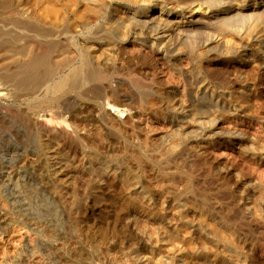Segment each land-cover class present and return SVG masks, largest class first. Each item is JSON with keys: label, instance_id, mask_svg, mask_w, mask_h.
<instances>
[{"label": "rangeland", "instance_id": "1", "mask_svg": "<svg viewBox=\"0 0 264 264\" xmlns=\"http://www.w3.org/2000/svg\"><path fill=\"white\" fill-rule=\"evenodd\" d=\"M54 1L55 3L52 1V4H54L55 7H59V10H63L62 8H64V11H70V17L72 15L73 18L76 15L74 16L71 12L78 16L81 15V13H76V11L73 10L75 8L74 6L78 5L76 7L77 10L88 9L83 8L87 5L86 0H80L82 3L78 2L79 0H66L67 5L65 4V0V2H63V0H61L62 2L60 0ZM68 1L70 3L72 2L73 5L76 1L79 4H77V2V5L73 6L71 4V9V5H69ZM83 1H85L84 4ZM87 1V7L90 4L92 6L91 2H93V0ZM105 1L107 4L103 6V12H101L99 7L97 9V11L99 10L100 12L96 15L97 18L95 16L97 13H92L94 15L90 13L91 15L89 14V17L88 15L85 17L87 20L93 19L94 16L95 19H98L97 21H94V19L93 21L88 20L91 23L84 18H81V20L79 16L80 22L83 23L82 25L80 24L78 26V20L75 21L71 17L70 19L72 21L69 19L70 23H67L66 26H57L59 29L55 27L56 29H52V32L48 30L49 28H41L48 30V32L45 30L46 33L45 31L43 32V30V33H41V29L33 32L25 28H12V31L14 30L15 32L11 31V35L9 33L11 28L10 30L3 29L4 33H1L3 31L2 28H0V34H3L2 39L11 40L13 36V39L19 38L21 41V43L20 41L19 44L17 43L18 45L14 44L16 40L7 45L3 43L0 45L1 49H7L6 51L0 50V53L2 52V54L6 56V59L4 57V61H8H6L7 64L3 63L2 66H0L3 69L1 70L0 68V264H221L219 255L223 252V245L220 240L217 241L215 238H211V236L207 235L202 229L197 228L195 222L199 219H202L204 222L206 220L207 224L211 223V227H217L216 229L218 230L222 229L221 231L226 232L228 235L234 234V237L237 239L242 238L244 241L246 240L247 244L244 250L245 264H264V157L257 155L253 157L249 153H241L237 148L238 146L235 139H233L231 135V132H237L238 130V133L243 132L248 138H254L255 140L252 139L254 142L257 140L256 143L258 145L260 144L259 142L264 144V60H257L258 62L252 60L251 62V60L249 61L248 59H242L243 61H240L238 58L236 59L238 55L250 53L252 50L254 52L255 47L264 49V4H260L255 8L246 5L244 9L240 10L230 8L229 11H227L226 9L229 7L221 6L218 0L209 1L211 6L207 7L196 6V2L193 0L174 1V4H179L178 7L187 4V9H178L179 12L180 10H182L181 12H185L195 7L193 11L186 14L187 18L184 17V19H182V17H178V24H184L196 18L201 19L198 23L192 22L193 24L190 27H186L187 30L184 28L182 41L200 48L210 47L209 49L212 51L210 50L211 53L208 55L209 58L203 61L213 65V68L217 69V74L212 75L211 72L205 71V69L199 65L200 61H198V63L193 62L190 60V57H186L188 54L184 55L185 58L181 61V65L184 66L186 70L195 69L196 75H199L197 76L198 81L204 77L203 80L208 86L206 87L207 89H204L201 84V87H199V83L202 82L196 81V78L189 82V79H185L183 75L177 73L173 68L168 67L169 70L164 66L158 69L155 76L158 80L155 82L144 76L145 67L143 65L147 66V63L149 65V61L146 60V62L144 61L145 59H132L128 53L122 52V54L119 53L117 57H115L117 58V68L115 66L114 68L122 73V75L120 74V80H116L117 86L114 90L104 88L105 91L102 89L101 94L98 93L97 95V93H95V95H91L92 93L90 92L89 95L87 92H84L86 89L81 88L79 90L80 95H71L66 100L60 99L61 101L59 100L54 103H50L47 100L48 97L45 94V90L41 92V94H36L37 96L31 94L32 90L30 91L29 89H31L34 84H38L40 80L35 81V83L32 81L30 82V80H28V82L24 80L29 76L26 74H30V72H28L29 69H27L29 67L26 66L28 61H30L29 55L31 58L33 56V52L28 54L32 51V48H30V46L32 47V43L29 41L35 39L36 37L34 36H37V41H44L45 44L47 43L46 46L50 47L54 44L52 42L56 40L55 38L59 36L57 33L61 34L66 32V34H69H67L68 38H70L69 43L72 42L71 44L76 46H72L71 50L68 46L67 48L62 46V48L64 47V49L70 51V54H74L72 49L80 47L83 39L91 37V35L101 34L103 26L106 24L108 11H111L113 8L112 6L117 3V0ZM236 2L237 1L230 4L234 5ZM188 3L191 5L189 6ZM248 3H250V1H248ZM192 4H195V6H192ZM69 6L70 8H68ZM231 9L233 11H231ZM200 16L202 17L200 18ZM83 20H86V23H84ZM73 21L76 27L73 25ZM92 22L94 25H92ZM77 26H81V28ZM66 27L68 30L64 29ZM69 27L72 28L69 29ZM8 33L11 38L8 37L9 35L6 36ZM51 33L52 35H50ZM17 34L19 35L17 36ZM256 34H262V36H257ZM47 37L50 38V41ZM228 39L231 40L230 43L232 45H226V40ZM11 44L13 45L11 46ZM9 46L11 47L9 48ZM28 47L31 50H29ZM10 51L12 55L9 54ZM71 51L73 53H71ZM215 51L219 52V54ZM5 52H7L6 55ZM220 52L229 53L226 59L227 61L225 59L220 60L214 58V55H221ZM8 54L10 55L9 59L11 58L13 61L17 62L16 65V62H10L12 60L7 59ZM13 54L16 57L13 56ZM2 56H0L1 61L3 60ZM26 56L28 57L27 59H25ZM1 61L0 63L4 62ZM72 61L74 64L78 63L79 55H77V57L75 56ZM135 62L137 64H134ZM9 63L13 64L10 65ZM19 63H23V66ZM128 64H131V69ZM3 65L5 66L3 67ZM17 65L20 67L22 66L21 68H26L28 71L25 69L27 72L20 73V75L18 72L22 71V69L17 67ZM233 65L234 67L239 66V68H242L243 72L241 73V78H245V80L249 79L248 81H251L255 87L254 90L256 92L254 96L256 97L252 96L251 98L250 103L252 106L250 113L247 114L248 116L244 114L241 115L238 112L234 113L233 111L235 105H233L234 101L231 94L238 93L240 89L238 82L228 78V75L231 76V74L235 73ZM197 66L199 69H197ZM61 67L62 65L57 69L60 73L56 72L57 74L55 73L54 77H52L53 79H58L60 77L59 75L62 76L67 73V71L69 72L67 65L64 66L67 69L64 67L60 69ZM115 72L117 71L115 70ZM23 74L26 75H24L25 78H23ZM129 75H134L133 77L136 76V79L139 78L138 76H140V78L142 77V80L138 79V81H142L143 85L144 83H146L145 85H150L151 81H153L152 85H154L155 89L158 86L159 90H166L170 86H176L178 92L176 94L175 108H179L178 111L181 112L186 109L184 113L182 112L183 114H185V112H190L186 114L191 115L192 113L188 105L191 102H196L201 96H203L201 99L205 98L207 102L214 101L213 103H216L218 101L220 105H222L221 109L218 107V110H213L207 107L204 109L203 113L204 115L208 113L206 115V118H209L208 120L212 122L213 120L218 121L216 129H218V131H223L225 135L206 141L203 139L200 140V138H197L196 141L195 138L192 141L187 140L185 143L184 141L181 142L182 140L177 136L178 134L172 133V124L169 121L167 122L166 118H169L166 112L167 110H164V114L167 113V115L163 114V117L166 116V118L162 119V116L155 114L153 110L146 106L148 103L150 104L151 102L154 103L157 101L154 94L151 95H153L155 99L153 96L149 95L146 99H149V97L150 99H144L145 102L142 103L143 99H140L137 95L134 96L136 93H132L128 90L129 83L125 82H128L130 78ZM126 77L128 78L126 79ZM22 78L24 81L21 80ZM31 78H33L34 81V77L29 76L27 79ZM36 79L38 80L39 78L37 77ZM143 80L145 82H143ZM21 81L24 84L27 83L26 85L30 87L24 85ZM87 81L85 84L89 86L92 81L89 79ZM193 81L194 83H192ZM41 82L42 79L40 83ZM40 83L38 84L39 86ZM18 84H21V86ZM155 84L157 86H155ZM22 85L24 86L23 88ZM34 86L36 87L37 85ZM182 89L186 90L182 91ZM239 96L240 94H238V98ZM40 99H42V101ZM241 100L244 99L241 98ZM39 101L42 103L46 101L44 103L46 106ZM47 103L50 105H47ZM35 104H38L39 107ZM107 105L110 107L107 108ZM48 108L49 110H46ZM104 112L106 113L104 114ZM39 114L43 115V117L47 116L48 119L51 117V121H49L55 124H58V121L59 123L64 121L67 127L71 126L70 128L72 130L70 129L69 131L71 134H73L72 131L74 132V137L71 134L65 135V141L60 142L63 146L66 145L65 150L69 151L70 154L73 155V152L75 154L77 151L79 153L80 148L78 144L81 143V145H85V150H88V153L91 152L92 154L94 151L95 153L93 154L100 157L105 155L103 156L104 158H112L113 155H115L114 158L118 157L116 160H118L119 164L123 163L122 165H124L128 163L126 164L127 166L132 165V169H136L138 172L136 173L141 178L139 179L142 186L146 190V193H148V197L151 198L150 202H152H149L147 205L145 202L141 205L144 201L137 199L139 203L138 208L133 209V211L132 209L127 210L123 207V211V208H120V206H123L126 200H128L124 186L120 181L114 179L115 177L113 175L107 172L104 173L101 169L97 171L98 174L95 172L93 176L89 175V177L88 174L84 173H82L83 175L81 173H79V175L76 174L78 178L75 175V178L73 177L74 181L71 184L68 182L66 183L63 178L57 176L39 144L43 140L51 150L55 151L61 145H59V142L52 143L53 141H50L45 133H42L41 140L37 138V134L35 133L40 129L37 126L38 122L36 119H38V116L41 117ZM50 114H52V116H50ZM197 114L199 117L200 115L204 116L201 113ZM192 117L193 114L189 116L187 121L191 122L190 119ZM184 121L186 120L184 119ZM179 124L181 126L184 123L180 121ZM111 131L114 133L118 131V134H112ZM226 133L232 137L230 138ZM161 135H163L165 141L162 137V140H160ZM255 135H257V138ZM170 140L172 143L176 141L179 144L177 145L178 148L176 147L174 151L166 148L169 147V143L171 144ZM83 142L85 143L82 144ZM138 150L141 151V154ZM167 151L168 153H166ZM136 152L139 154H135ZM78 153H76L78 157L82 155L81 152L79 155ZM133 153L135 156L132 155ZM147 153L148 155L150 154L149 156L151 158L146 155ZM76 155L73 156L75 158L74 162L82 158L81 156V158H76ZM136 156L139 157L140 160ZM186 165L188 167H186ZM75 194L77 197L80 196L81 199L78 197V199L73 200L72 198L76 197ZM77 200L79 202H77ZM73 202L77 204L74 206ZM143 205H145V207ZM149 206H151L150 208L153 210V214H150L152 212H150ZM156 208H160L162 212H160V210L158 211ZM121 209L122 211H120ZM148 212L150 213L148 214ZM165 213L168 214V216H165ZM178 213L181 214V216ZM122 214L124 216H121ZM128 214H132L130 216L131 218ZM156 214L157 217L155 216ZM133 215L134 218L132 217ZM151 216L153 217L151 218ZM161 216L164 217L162 218ZM183 217L185 219H182ZM183 220H186V223H183ZM251 224H256L257 229L255 228L254 231H251ZM208 225L210 226V224ZM176 228L179 230L178 232ZM248 228L249 230H247ZM113 229L117 232L115 237L114 235L107 234ZM175 232L177 233L175 234ZM230 236L233 237V235ZM120 237L122 238L120 239ZM202 247H206L208 249L207 252L209 249L213 250L212 252L209 251L213 256H211L213 258L212 260H201L196 256L197 253L195 252L202 249ZM206 248L204 249L206 250ZM176 249L178 250V254ZM153 251L155 252L153 253ZM156 251H158V254ZM215 251V255L221 254L215 256L213 255ZM173 252H176V254ZM155 253L157 255H155ZM160 253L162 257H165H163V260H161L162 257L158 256ZM157 256L159 257V262L156 261L158 260ZM166 257L168 258L166 259Z\"/></svg>", "mask_w": 264, "mask_h": 264}, {"label": "bare ground", "instance_id": "2", "mask_svg": "<svg viewBox=\"0 0 264 264\" xmlns=\"http://www.w3.org/2000/svg\"><path fill=\"white\" fill-rule=\"evenodd\" d=\"M55 3L54 0H0V28H2V31L1 33H4V30L3 29H9L11 28V30H6V31H9V33L11 34V31H12V28L14 29H17V28H25V29H30L32 30L33 32L36 30L39 31V29L41 28H49L48 30L51 32L54 30L55 27L57 26H62V25H65L67 23H70L69 21L71 20L70 18L73 16L71 15L70 17V11H64V8H61L63 10H59V7H55L54 4H52L53 2ZM61 1V0H60ZM59 1V2H60ZM66 1V0H65ZM63 0V2H65ZM71 1V0H70ZM78 1V0H77ZM76 1V2H77ZM109 1V0H107ZM174 1L175 0H117L116 4L114 6H111L113 7L111 9V11L109 9H106V10H109L108 11V14H107V20H106V24H104L103 26V30L101 31V34H95V35H91V37H87L85 39H83V41H81V45L80 47L78 48H74L72 49L74 51V54H70V51L69 50H66L64 49V47L62 48V46H65V48H67V46L70 48H72V46H76V45H72L71 43H69V39L68 38V35L65 33H57L59 36L58 39L57 37L55 38L56 40L52 43L50 47L49 46H46L47 43L45 44V42L43 41H37V36H34L36 37L35 39H28L30 40L29 42L32 43V47L30 46V48H32V51H30L28 54H31L33 52V56L31 58V56L29 55V60L28 61V64L26 66H28L29 68V71L30 74H26L27 76L29 75L30 77H34V81H33V78L31 79H24L26 80V82H28V80H30V82L32 81L33 83H35V81H41L42 79V82L40 83V86L36 83L34 85H37L36 87L34 86V88L32 89H29L30 91L32 90L31 94H41V92H44L45 90V94L47 95V100L51 103H54L56 101H59L60 99H67L69 98L71 95H80V92L79 90L82 88V89H86V91H84L85 93L87 92L88 94L91 92L92 94L91 95H95V93H102L101 90L102 89H106V88H109V89H116V80L119 79V77L122 75V73L118 72L117 69L114 68V66L117 68V55L119 53L122 54V52L124 53H128L130 55V58H136V59H145L144 61H149V65L148 63L146 64L147 66L143 65L145 67V70H144V76L146 78H149L153 81L156 82V74H157V71L158 69L162 68L163 66L164 67H167V69H169L168 67H171L173 68L174 70H176L177 73H179L180 75H183L185 79H189V82H191L190 80H193V79H197L199 75H196L195 73V69H190V70H186L184 69V66H182V60H184V55L185 54H188V56L186 57H190V60H192L193 62H197L200 61V64L202 68L205 69V71H209L211 72L212 75H216L217 74V69L216 68H213V65L211 64H208V63H205L203 60L206 59V58H209L208 55H210L209 53L211 49L209 48H200V47H197L196 45H192V44H188V43H184L182 40V35L184 33V28H188L190 27L194 22L195 23H198L201 19H193V20H189L187 23H184V24H178V17H182V19L187 18V13L188 12H191L194 10L195 7L191 8V10H187L185 12H181L182 10H180V12L178 11V9H187V4L186 5H183V6H179L174 4ZM196 2V6H211L209 4V1L211 0H193ZM212 1H215V0H212ZM211 1V2H212ZM235 1H237L234 5L230 4V3H234ZM248 1H250V3H248ZM218 0L219 4H221V6H228L229 8L226 9L227 11H229L230 8L232 9H236V10H240V9H244L246 5H249L251 7H257L258 5L260 4H264V0ZM62 2V1H61ZM60 2V3H61ZM74 3V5H77L79 4L78 2H80V0L77 2ZM85 1H83V4H84ZM87 2V5H88V1L86 0ZM91 2V1H90ZM114 2V1H112ZM217 2V4H218ZM59 3V4H60ZM67 3V1L65 2V4ZM69 5L72 4V2L70 3L68 1ZM82 3V2H80ZM92 3V6L91 4L87 7H83V8H88V9H85V10H77L76 7L78 6H73L74 11H76V13L79 12V14L81 13L80 16V19L81 18H84L86 19L85 17L88 15L89 17V14L91 13H97L95 14L98 15V12L99 10L97 11L98 7L101 9V12H103L102 8L103 6H105L107 3L105 0H93ZM194 3V2H192ZM214 3V2H213ZM109 4V3H108ZM58 5V4H56ZM63 5V4H61ZM67 5V4H66ZM64 5V6H66ZM72 5H71V9H72ZM188 5L190 6L191 4L188 3ZM214 5V4H213ZM63 6V7H64ZM81 6V5H80ZM83 6V5H82ZM85 6V5H84ZM110 6V7H111ZM185 6V7H184ZM192 6H195V4H192ZM218 6V5H216ZM70 8V6L68 7ZM107 8V7H106ZM216 8V7H215ZM222 8V7H221ZM224 8V7H223ZM70 9V10H71ZM231 9V11H233ZM61 11H64V12H61ZM107 12V11H106ZM237 12V11H236ZM75 17L73 18L75 21L78 20L79 23L78 26L83 23H81L79 19V16L77 14H74L73 12H71ZM100 13V12H99ZM90 14V15H91ZM202 14V13H201ZM238 14V13H237ZM258 14V13H257ZM94 15V14H92ZM209 15V14H208ZM259 15V14H258ZM94 16V17H95ZM102 16V15H100ZM205 16V15H204ZM261 16V15H260ZM92 17V16H90ZM94 19V21L98 20V19ZM105 17V16H104ZM103 17V18H104ZM202 16H200L201 18ZM215 17V16H214ZM256 17V16H255ZM258 17V16H257ZM76 18V19H75ZM97 18V16H96ZM100 18V17H99ZM189 18V17H188ZM70 19V20H69ZM93 19H88V20H92ZM87 20V19H86ZM85 20V21H86ZM87 20V21H88ZM211 20V19H210ZM72 21V20H71ZM84 21V20H83ZM82 21V22H83ZM84 21V23H86ZM89 22V21H88ZM87 22V23H88ZM193 22V23H192ZM205 22V21H204ZM91 23V22H89ZM88 23V25H89ZM209 24V23H208ZM73 25H75L76 27V24H74V21H73ZM85 25V24H84ZM87 25V26H88ZM92 25L93 22H92ZM91 25V26H92ZM99 25V24H98ZM64 26V27H65ZM69 26V24H68ZM72 26V25H71ZM77 26V27H78ZM90 26V25H89ZM88 26V27H89ZM59 27H57V29H59ZM73 27V26H72ZM72 27H69L72 28ZM74 27V28H75ZM86 27V26H85ZM78 28H81L78 27ZM186 28V30H187ZM53 29V30H52ZM56 29V28H55ZM64 29H67L68 28H64ZM190 29V28H189ZM46 30V29H41V33ZM48 30H46L48 32ZM63 30V29H61ZM14 31V30H13ZM12 31V32H13ZM45 31V33H46ZM59 31V30H58ZM258 31V30H257ZM15 32V31H14ZM63 32V31H62ZM70 32V31H69ZM84 32V31H83ZM146 32V34H145ZM259 32V31H258ZM7 33V32H6ZM9 33L6 35L8 36ZM39 33V32H37ZM40 33V34H41ZM148 33V34H147ZM15 34V33H14ZM25 34V33H24ZM23 34V35H24ZM54 34V33H53ZM55 34V35H57ZM73 34V33H72ZM81 34V33H80ZM83 34V33H82ZM258 34V33H257ZM256 34V35H257ZM263 34V33H262ZM262 34H259L262 36ZM1 36V40H0V45L1 43H3L4 45H7L9 44L10 42L13 43L14 40H16L14 42V44L16 45L17 43L19 44V41L20 39H13V36H12V39L9 40V39H5L3 38L2 39V35L3 34H0ZM12 35V34H11ZM19 34H17L18 36ZM44 35V34H43ZM45 35H48V34H45ZM52 35V33L50 34ZM85 35V34H84ZM255 35V36H256ZM257 35V36H259ZM22 36V35H21ZM26 36V35H25ZM28 36V34H27ZM33 36V35H32ZM31 36V37H32ZM191 36V35H190ZM256 36V37H257ZM260 36V37H261ZM8 37L11 38V36L9 35ZM20 37V36H19ZM50 37V36H49ZM248 37V36H247ZM21 38V37H20ZM27 38V37H26ZM30 38V37H29ZM39 38V36H38ZM48 38V37H47ZM54 38V36H53ZM186 38V37H185ZM226 38V37H225ZM244 38V37H242ZM251 38V37H250ZM255 38V37H254ZM49 41H50V38H48ZM72 39V38H71ZM195 39V38H194ZM231 39V38H230ZM228 39L226 40V45H232L230 42L231 40ZM246 39V37H245ZM249 39V38H248ZM259 39V38H258ZM47 40V39H46ZM54 40V39H52ZM211 40V39H210ZM230 40V41H229ZM242 40V39H241ZM262 40V39H261ZM32 41V42H31ZM74 41V40H73ZM208 41V40H207ZM205 41V42H207ZM248 41V40H247ZM256 41V40H255ZM254 41V42H255ZM48 42V41H47ZM79 42V41H78ZM194 42V41H193ZM21 43V41H20ZM75 43V42H74ZM192 43V42H191ZM196 43V41H195ZM199 43V42H198ZM208 43V42H207ZM234 43V41H233ZM17 44V45H18ZM25 44V43H24ZM80 44V42H79ZM235 44V43H234ZM255 44V43H254ZM260 44V43H259ZM13 44H11L12 46ZM26 45V44H25ZM29 45V44H28ZM31 45V44H30ZM203 45V44H202ZM217 45V44H216ZM223 45V44H222ZM9 46V48L11 47ZM21 46V45H20ZM204 46V45H203ZM236 46V45H235ZM1 47V46H0ZM4 47V46H2ZM15 47V46H14ZM217 47V46H216ZM226 47V46H225ZM8 48V46H7ZM19 48V47H18ZM29 48V47H28ZM29 48V50H31ZM220 48V47H219ZM6 49V48H5ZM13 49V48H12ZM11 49V50H12ZM27 49V48H26ZM250 49V48H249ZM0 50H3V51H6L4 50L3 48ZM223 50V49H222ZM233 50V49H232ZM239 50V49H238ZM255 51L253 52H250V53H245V54H242V55H238L236 56V59H240V61H243L242 59H248L249 61L251 60H254V61H259V60H264V49L260 48V47H255L254 49ZM9 51V49H8ZM69 51V52H68ZM212 51V50H211ZM225 51V50H224ZM228 51V50H227ZM246 51V50H244ZM217 52V51H215ZM237 52V51H236ZM248 52V51H247ZM4 53V52H3ZM7 52H5V55H6ZM11 53V51L9 52V54ZM71 53H73L71 51ZM219 54V52H217ZM2 52L0 53V56H2L1 58L3 59L2 61H4V57L6 59V56H4V54H2ZM8 54V55H9ZM214 54V53H213ZM221 55H214L216 59H220V60H223V59H227L228 58V54L227 53H221ZM237 54V53H236ZM241 54V53H240ZM7 55V59H9L10 54L9 56ZM23 55V54H22ZM73 55V56H72ZM77 55H79V61L78 63L74 64V62L72 61L75 56L77 57ZM231 55V54H230ZM13 56H15L13 54ZM28 56V55H27ZM26 56L25 59H27L28 57ZM219 58H218V57ZM16 57V56H15ZM14 57V58H15ZM211 57V56H210ZM13 58V59H14ZM73 58V59H72ZM121 58V57H120ZM213 58V57H211ZM213 58V59H214ZM19 59V58H17ZM24 59V60H25ZM9 60H12L11 58ZM122 60V59H121ZM219 60V61H220ZM1 61V59H0ZM1 61V62H2ZM7 61V60H6ZM6 61L0 63V66H2L3 63L7 64ZM21 61V60H20ZM18 61V62H20ZM26 61V60H25ZM130 61V60H129ZM132 61V60H131ZM136 61V60H135ZM146 61V62H147ZM211 61V60H209ZM212 61H215V60H212ZM227 61V60H226ZM253 61V63H254ZM257 61V62H258ZM8 62V61H7ZM10 62H16V61H10ZM23 62V61H21ZM27 62V61H26ZM73 62V64H72ZM141 62V61H139ZM145 62V63H146ZM203 62V63H202ZM230 62V61H228ZM245 62V61H244ZM25 63V62H23ZM23 63H19L23 66ZM122 63V62H121ZM132 63V62H131ZM138 63V61H137ZM136 62L134 64H137ZM186 63V62H185ZM210 63V62H209ZM218 63V62H217ZM220 63V62H219ZM242 63V62H241ZM10 64V63H9ZM13 64V63H12ZM10 64V65H12ZM17 64V62L15 63V65ZM196 64V63H195ZM240 64V63H238ZM246 64V63H245ZM64 67L67 65V67L69 68V72L67 71V73H64L62 76L59 75L60 77L58 79H53L52 77H54L55 73L58 72L60 73L57 69L59 68V66ZM123 65V64H122ZM129 65V64H128ZM131 65V64H130ZM129 65V67H130ZM190 65V64H189ZM229 65V64H228ZM236 65V64H235ZM243 65V64H242ZM255 65V63H254ZM5 65H3L4 67ZM21 66V67H22ZM25 66V64H24ZM70 66V67H69ZM133 66V65H132ZM138 66V65H137ZM141 66V65H139ZM194 66V65H193ZM196 66V65H195ZM230 66V65H229ZM228 66V67H229ZM253 66V64H252ZM256 66V65H255ZM17 67H20L17 65ZM20 67V68H21ZM62 67L60 69H62ZM119 67V66H118ZM122 67V66H121ZM125 67V66H124ZM198 67V66H197ZM219 67V66H218ZM241 67H244V66H241ZM1 68V67H0ZM65 69H67L66 67H64ZM63 68V69H64ZM113 68V69H112ZM193 68H196V67H193ZM233 68H235V73L234 74H231L228 75V78L230 79H234L235 82H238L239 83V86H240V89L237 91L238 93H233L231 94L232 95V98H233V101H234V108H233V111L234 113L235 112H238L239 114H244V115H247L250 113V110H251V98L252 96H254V93L256 92L254 90V85L253 83H251V81H248L249 79H246L245 78H241V73L243 72L242 71V68H239L238 67H234L233 65ZM5 69V68H4ZM22 71L18 72L19 74L20 73H25L27 72L24 68H21ZM24 69V71H23ZM126 69V68H125ZM124 69V70H125ZM131 69V67H130ZM199 69V67L197 68ZM240 69V70H239ZM247 69V68H246ZM1 70H3L1 68ZM0 70V71H1ZM6 70V69H5ZM57 70V71H56ZM115 70L117 72H115ZM170 70V69H169ZM18 71V70H17ZM128 71V70H127ZM126 71V72H127ZM134 71V70H133ZM160 71V70H159ZM164 71V70H163ZM229 71H230V68H229ZM246 71V70H245ZM61 72V73H63ZM129 72V71H128ZM171 72V71H170ZM199 72V71H197ZM219 72V71H218ZM232 72V70H231ZM17 73V72H16ZM125 73V71H124ZM130 73V72H129ZM135 73V72H133ZM142 73V72H141ZM18 74V75H19ZM57 74V73H56ZM121 74V75H120ZM126 74V73H125ZM163 74V73H162ZM178 74V75H179ZM222 74V73H221ZM227 74V73H226ZM225 74V75H226ZM229 74V73H228ZM21 75V74H20ZM19 75V76H20ZM25 74H23L24 76ZM25 75V76H26ZM136 75V74H134ZM133 75V76H134ZM175 75V73H174ZM22 76V77H23ZM25 76L23 78H25ZM126 76V75H125ZM128 76V75H127ZM130 76V75H129ZM133 76H130V80L128 79V82H125V83H129V91L130 92H135L136 94L134 96H138L140 99H143V102H145L144 99H146V97H148L149 95L150 96H153L151 94H154L157 98V101H155L154 103L151 102L150 104L148 103V106L151 110H153V112L155 114H159L160 116H162V119L163 118H166L163 117V114H164V110H167L166 112L168 113V117L169 118H166L167 119V122L169 121L172 125V133H175V134H178L177 136L179 138H181V142L184 141V143L188 140L192 141L195 140L197 141V138L200 140L203 139V140H209V139H212V138H215V137H221V136H224V132L223 131H218V129H216V126H217V123L218 121H214L213 122L211 120H208L206 118V115H204V109H206L207 107L210 108V109H221V106L220 103L217 101L216 103H213L214 101L212 102H207L205 101V98L201 99L203 96H201V98L197 97L198 99L196 100V102H191L188 106H189V110L191 111V113L193 114V117L190 119L191 122H188L187 120L189 119V116H192V114H186V113H190V112H185L184 111L186 110H183L182 112L181 111H178L179 108L177 109V107L175 108V102H176V94H177V88L176 86L173 87V86H170L168 89L166 90H159L158 89V86L155 84V86H157V88L155 89L154 85L153 84V81H151V84L150 85H145L146 83H144V85L142 84V81H138V79H141L142 80V77L140 78V76H138L139 78L136 79V76L133 77ZM8 77V76H7ZM39 78L38 80L36 78ZM123 77V76H122ZM179 77V76H178ZM202 77V76H200ZM246 77V76H245ZM20 78V77H19ZM23 78L21 80H23ZM91 80L92 82H90L91 84L89 86H86L85 82L88 80ZM128 77H126L127 79ZM144 78V77H143ZM225 78V76H224ZM255 78V77H254ZM87 79V80H86ZM125 79V77H124ZM204 79V77H203ZM201 78L200 81H198V79L196 81L198 82H202V83H199V87H204V89L207 86L206 82ZM253 79V78H252ZM23 80V81H24ZM120 80V79H119ZM145 80V79H144ZM143 80V82H145ZM181 80V78H180ZM228 80V79H227ZM10 81V80H9ZM130 81V82H129ZM163 81V80H162ZM173 81V80H172ZM186 81V80H185ZM195 81V82H196ZM208 81V80H206ZM22 82V81H21ZM25 82V83H26ZM89 82V81H87ZM160 82V81H159ZM176 82V81H175ZM188 82V83H189ZM226 82V81H225ZM18 83V82H17ZM23 83V82H22ZM21 83V84H22ZM118 83V82H117ZM150 83V82H149ZM187 83V84H188ZM194 83V81L192 82ZM233 83V82H232ZM236 83V84H238ZM21 84L19 86H21ZM24 84V83H23ZM27 84V83H26ZM24 84V85H26ZM197 84V83H196ZM195 84V85H196ZM201 84V86H200ZM32 85V83H31ZM44 85V86H43ZM162 85V84H161ZM192 85V84H191ZM26 86H29V85H26ZM25 86V87H26ZM183 86V85H182ZM238 86V87H239ZM16 87V86H14ZM24 86L22 85V88ZM30 87V86H29ZM28 87V88H29ZM44 87V88H43ZM79 89H78V88ZM185 87V86H184ZM183 87V88H184ZM190 87V85H189ZM188 88V87H187ZM17 89V88H16ZM21 89V88H20ZM26 89V88H25ZM104 89V91H105ZM123 89V88H122ZM207 89V88H206ZM259 89V88H258ZM27 90V89H26ZM28 90V91H29ZM112 90V91H113ZM126 90V89H125ZM186 90V89H184ZM182 89V91H184ZM202 90V89H201ZM227 90V89H226ZM27 91V92H28ZM111 91V90H110ZM120 91V90H119ZM229 91V90H228ZM234 91V90H233ZM114 92V91H113ZM203 92V91H202ZM236 92V91H235ZM30 93V92H29ZM120 93V92H119ZM131 93V94H132ZM188 93V92H187ZM192 93V92H191ZM231 93V92H230ZM18 94V93H17ZM28 94V93H27ZM87 94V95H88ZM238 94H240L239 98H238ZM261 94V93H260ZM15 95V94H14ZM24 95V94H23ZM90 95V94H89ZM88 95V97H89ZM103 95V94H102ZM191 95V94H190ZM202 95V94H201ZM37 96V95H36ZM83 96V95H82ZM133 96V95H132ZM184 96V95H183ZM198 96V95H197ZM200 96V95H199ZM21 97V96H20ZM32 97V96H31ZM44 97V96H43ZM105 97V96H104ZM108 97V96H107ZM129 97V96H128ZM154 97V96H153ZM181 97V96H180ZM256 97V96H254ZM17 98V97H16ZM34 98V97H33ZM39 98V97H38ZM227 98V97H226ZM241 98H243L244 100H241ZM19 99V98H18ZM78 99V98H77ZM84 99V98H83ZM95 99H98V98H95ZM107 99V98H106ZM150 99V97H149ZM148 98L146 100H149ZM155 99V97H154ZM190 99V98H189ZM193 99V98H192ZM254 99V98H253ZM42 101V99H40ZM89 100H90V97H89ZM181 100V99H179ZM188 100V99H186ZM208 100V99H207ZM61 101V100H60ZM71 101V100H69ZM107 101V100H106ZM152 101V100H151ZM194 101V100H193ZM255 101V100H254ZM40 102V101H39ZM46 102V101H45ZM43 101L40 102L42 104L45 103ZM66 102V101H65ZM99 102V101H98ZM136 102V101H135ZM185 102V101H183ZM188 102V101H187ZM59 103V102H58ZM91 103V101H90ZM105 103V102H104ZM108 103V101H107ZM178 103V102H177ZM253 103V102H252ZM33 104V102H32ZM39 104V103H38ZM36 105L37 107H39V105ZM49 103H47L48 105ZM79 104V103H78ZM137 104V103H136ZM232 104V103H231ZM231 104H230V107H231ZM45 105V104H44ZM44 105H41V106H44ZM50 105V104H49ZM60 105V104H59ZM96 105V104H95ZM185 105V103H184ZM40 106V107H41ZM46 106V105H45ZM64 106V105H63ZM145 106V105H144ZM143 106V107H144ZM182 106V105H181ZM225 106V105H224ZM57 107V106H56ZM90 107V106H89ZM100 107V106H99ZM110 107L107 105V108ZM219 107V108H218ZM229 107V108H230ZM36 108V107H35ZM112 108V107H111ZM142 108V107H141ZM187 108V107H186ZM224 108V107H223ZM228 108V107H227ZM226 108V109H227ZM34 109V108H33ZM32 109V110H33ZM38 109V108H37ZM67 109V108H66ZM187 109V110H188ZM41 110V109H40ZM43 110V109H42ZM46 110H49L46 109ZM73 110V109H72ZM122 110V109H121ZM254 110V108H253ZM35 111V110H34ZM38 111V110H37ZM51 111V110H50ZM123 111V110H122ZM212 111V110H211ZM44 113V112H43ZM48 113V112H47ZM106 112H104L105 114ZM153 113V114H154ZM164 114V115H167ZM197 113H201L202 115L204 116H197L198 114ZM40 115V114H39ZM243 115V116H244ZM256 115V114H255ZM253 115V116H255ZM41 117L38 116V119L37 120V126L39 127L40 130L36 131L35 134H37V138H39V140L42 139V135L45 133L49 140L50 141H53L52 143L54 142H61V141H65L64 140V136L65 135H70L71 132L69 131L71 128L70 127H67L66 125V122H61L59 123L58 121V124L56 123H53V122H50L51 121V117L48 119L47 116L43 117V115H40ZM50 116H52V114H50ZM248 116V115H247ZM47 117V118H46ZM156 117V116H155ZM209 117V116H208ZM28 118V117H27ZM36 118V117H35ZM160 118V117H159ZM29 119V118H28ZM184 119L187 121H184ZM50 120V121H49ZM66 121V120H65ZM182 121L184 124H182L180 126L179 122ZM211 121V122H210ZM36 122V121H35ZM165 122V121H163ZM36 125V124H34ZM70 125V124H69ZM68 125V126H69ZM170 125V124H168ZM142 127V126H141ZM150 127V126H149ZM153 127V126H152ZM156 127V126H155ZM159 127V126H157ZM170 127V128H171ZM181 127V128H180ZM148 128V127H147ZM144 129V127H143ZM154 129V128H153ZM157 129V128H156ZM72 130V129H71ZM74 130V129H73ZM150 130V129H149ZM152 130V129H151ZM170 130V129H169ZM112 132V131H111ZM118 132V131H117ZM116 132V133H117ZM150 132V131H149ZM162 132V131H161ZM235 132V131H233ZM231 132L232 134V138L235 139V142L237 143V148L239 149V151L242 152H245V153H249L251 154L253 157H255L256 155L257 156H262L264 157V144H262V142H259L260 144L258 145L256 142H254L252 139L248 138L247 135L245 136L243 132H239L238 133V130L237 132L233 133ZM43 133V134H42ZM73 134V137H74V132L72 131ZM114 132H112L113 134ZM114 133V134H116ZM229 133V132H228ZM78 134V133H76ZM118 134V133H117ZM157 134V133H156ZM161 134V133H160ZM227 134V133H226ZM167 135V134H166ZM229 136V134H227ZM115 136V135H113ZM165 136V134H164ZM257 135H255L256 137ZM69 137V136H68ZM79 137V136H77ZM112 137V136H111ZM155 137V136H154ZM153 137V138H154ZM163 139V135L160 136V140ZM230 137V136H229ZM230 137V138H231ZM118 138V137H117ZM152 138V139H153ZM257 138V137H256ZM115 139V138H114ZM119 139V138H118ZM176 139V137H175ZM48 140V141H49ZM74 140V139H73ZM164 140V139H163ZM167 140V139H166ZM255 140V139H254ZM67 141V140H66ZM77 141V140H76ZM155 141V140H154ZM165 141V140H164ZM174 141V140H173ZM180 141V140H179ZM195 141V142H196ZM259 141V140H258ZM262 141V140H261ZM79 142V141H77ZM151 142V141H150ZM171 144L169 143V147H166L168 150H171V151H174L176 150V147L178 144V142H173L170 140ZM80 143V142H79ZM85 142H83L82 144H84ZM146 143V142H145ZM152 143V142H151ZM166 143V142H165ZM264 143V142H263ZM58 144V143H57ZM64 144V143H63ZM75 144V143H74ZM78 144V143H77ZM154 144V143H153ZM156 144V143H155ZM163 144V143H162ZM161 144V145H162ZM168 144V143H167ZM206 144V143H205ZM257 144V145H256ZM40 145V148L42 149L43 153L45 154L46 158H48L50 164L52 165V167L54 168V171L56 173L57 176L63 178L64 181H66V183H73L74 181V178H75V175L79 173H84V174H88V177L89 175H92L98 170H102V172L104 171V173H109L111 175H113L115 178L114 179H117L118 181H120L122 183V185L124 186L125 190H126V195H127V198L128 200H126V205L124 203V205L120 206V208H123L125 207V209L127 210H130V209H135V208H138L139 206V203H138V200L137 199H141L143 200L144 202H142L141 200V205L143 203H145L146 205L149 204L150 202V197H148V193H146V190L144 189V187L142 186V183L140 181V177L138 176V172L136 171V169H132V165L131 166H127L126 164L122 165L123 163L119 164L118 163V160H116V158L118 157H115V155H113L112 158H104L103 155L102 157L98 156V155H95L93 153H95L94 151L90 153H88L87 151L88 150H85L86 147H84L83 145L78 144L79 145V153L81 152L82 155H79L78 151L76 153H78L79 157L81 158L79 161L77 162H74V155H76V153L74 154L73 152V155L69 153V151H66L65 150V146H63L61 143L59 145H61L56 151L55 150H51L50 147H48L46 145V143L42 140L41 143L39 144ZM71 145V144H70ZM87 145V144H86ZM160 145V146H161ZM182 145V144H181ZM185 145V144H184ZM202 145V144H201ZM196 146V145H195ZM58 147V146H57ZM56 147V148H57ZM69 147V146H68ZM149 147V146H148ZM152 147V146H151ZM180 147V146H179ZM194 147V146H192ZM88 148V147H87ZM145 148V147H144ZM161 148V147H160ZM165 148V147H164ZM178 148V147H177ZM203 148V147H202ZM75 149V148H74ZM78 149V148H77ZM152 149V148H151ZM192 149V148H191ZM70 150V149H68ZM76 150V149H75ZM140 150V149H139ZM138 152L140 153L141 151ZM145 150V149H144ZM161 150V149H160ZM198 150V148H197ZM113 152V151H112ZM138 152H136L135 154H137ZM148 152V151H147ZM150 152V151H149ZM155 152V151H154ZM170 152V151H169ZM191 152V151H190ZM200 152V151H199ZM97 153V152H96ZM138 153V154H139ZM168 153V151L166 152ZM188 153V152H187ZM103 154V153H102ZM101 154V155H102ZM106 154V153H105ZM137 154V155H138ZM141 154V153H140ZM192 154V153H191ZM195 154V153H194ZM111 155V156H112ZM133 156L134 153L132 154ZM145 155V154H143ZM148 155V153L146 154ZM150 155V154H149ZM148 155V156H149ZM170 155V154H169ZM202 155V154H201ZM110 156V154H109ZM117 156V155H116ZM124 156V155H123ZM76 158L78 157L77 155L75 156ZM78 157V158H79ZM137 157V156H136ZM150 157V156H149ZM261 157V159H262ZM134 158V157H133ZM139 158V157H137ZM151 158V157H150ZM173 158V157H172ZM178 158V157H176ZM190 158V157H189ZM198 158V157H197ZM185 159V158H184ZM140 160V158H139ZM180 160V159H179ZM196 160V159H195ZM138 161V159H137ZM189 161V160H188ZM204 161V160H203ZM158 162V161H157ZM141 163V161H140ZM139 164V163H138ZM144 164V163H143ZM190 164V163H189ZM121 165V166H120ZM140 165V164H139ZM186 167H188L186 165ZM137 168V167H136ZM137 172V173H136ZM101 173V171H100ZM80 174V175H81ZM98 174V173H97ZM96 174V175H97ZM78 175L77 178H78ZM83 175V174H82ZM86 176V175H85ZM91 176V177H92ZM74 177V178H73ZM82 177V176H81ZM93 178V177H92ZM140 178V179H139ZM57 180V179H56ZM85 180V179H84ZM63 181V182H64ZM95 181V180H94ZM117 181V182H118ZM76 182V181H75ZM88 183V182H87ZM100 183V182H99ZM120 183V184H121ZM64 185H65V182H64ZM108 185V184H107ZM121 185V186H122ZM70 186V185H69ZM77 186V185H76ZM104 186V185H102ZM74 187V186H73ZM75 188V187H74ZM73 188V189H74ZM88 188V187H87ZM77 192V191H76ZM124 192V191H123ZM80 193V192H79ZM74 195V194H73ZM95 195V194H94ZM76 196V194H75ZM77 197V196H76ZM72 198L73 200L74 199H81L80 196H78L77 198ZM124 198V197H123ZM76 201V200H75ZM74 201V202H75ZM81 201V200H80ZM124 201V200H123ZM73 202V203H74ZM77 202H79L77 200ZM122 202V201H121ZM152 202V201H151ZM150 202V203H151ZM123 203V202H122ZM121 203V204H122ZM155 203V202H153ZM163 203V202H162ZM77 204V203H76ZM74 203V206L76 205ZM181 204V203H180ZM179 204V206H180ZM54 206V205H53ZM145 207V205H143ZM55 207V206H54ZM151 206H149V209H150V212H148V214H153V210L150 208ZM153 207V206H152ZM158 207V205H157ZM147 208V207H146ZM140 209V208H139ZM148 209V208H147ZM158 211L160 210V208H156ZM163 210V209H162ZM55 211V210H54ZM122 211V209L120 210ZM123 211H124V208H123ZM134 211V210H133ZM140 211V210H139ZM147 211V210H146ZM145 211V212H146ZM155 211V209H154ZM165 211V210H164ZM126 212V211H125ZM160 212H162L160 210ZM169 212V211H168ZM178 212V210H177ZM133 213V212H132ZM157 213V211H156ZM164 213V212H163ZM167 213V211H166ZM165 213V214H166ZM181 213H182V210H181ZM120 214V213H118ZM125 214V213H124ZM158 214V213H157ZM157 214L155 215L157 217ZM179 214V213H178ZM132 215V214H131ZM131 215L128 214V216L130 217ZM135 215V214H134ZM134 215L132 216L134 218ZM163 215V214H162ZM181 216V214H179ZM119 216V215H118ZM121 216H124L123 214ZM149 216V215H148ZM154 216V215H153ZM151 216V218L153 217ZM154 216V217H155ZM165 216H168V214H166ZM150 217V216H149ZM159 217V215H158ZM162 217V216H161ZM164 217V216H163ZM162 217V218H163ZM128 218V217H127ZM131 218V217H130ZM136 218V217H135ZM161 218V220H162ZM156 219V218H155ZM182 219H185L184 217ZM160 220V219H159ZM186 221V220H185ZM184 220H183V223H186ZM197 221V220H196ZM4 222V221H3ZM206 222V220H205ZM204 221H202V219H199L197 222H195V225L197 226V228L199 229H202L207 235L211 236V238H215L217 241L220 240L221 241V244L223 245V252L221 255L219 254H216L217 256L219 255L220 258V262L221 264H245L246 263V260H245V263H244V250H245V247H246V240L244 241V239H237L236 237H234V234H230V235H233L230 236L228 234H226V232H223L221 231L222 229H216V228H213L211 227V223H208L210 224V226L207 224V222L205 223ZM1 223V222H0ZM182 223V222H181ZM97 224V223H96ZM184 225V224H183ZM252 227H251V231H254V229L256 228L257 229V225L256 224H251ZM250 225V226H251ZM213 226V225H212ZM178 227V226H177ZM215 227V226H214ZM116 228V227H115ZM250 228V227H249ZM249 228L247 230H249ZM180 229V228H178ZM177 230V228H176ZM174 230V231H176ZM181 230V229H180ZM201 230V231H202ZM179 230H177L178 232ZM175 232V234L177 233ZM230 232V231H229ZM248 232V231H247ZM125 233V232H124ZM107 234L109 235H115L117 234L116 230L113 229V230H110V232H108ZM106 234V236H107ZM173 234V235H175ZM109 238H111L110 236H108ZM118 237V236H117ZM122 237H120L121 239ZM119 239V238H118ZM203 246V245H202ZM201 247V246H200ZM198 248V247H197ZM206 248V247H204ZM202 247V249H199L197 250V252H194L197 253L196 256H198L199 259L201 260H212L213 256L210 254L213 250H210L211 251L209 253V251L207 252V248L206 250ZM221 248V247H220ZM157 250V249H156ZM159 250H160V247H159ZM175 250V249H173ZM222 250V249H221ZM177 251V254H178V250L176 249ZM155 251H153L154 253ZM158 251H156L157 253ZM219 252V251H218ZM155 253V255H157ZM174 253V252H173ZM172 253V254H173ZM216 251L213 253V255H215ZM176 254V252L174 253ZM182 254V253H181ZM154 255V254H153ZM162 254L160 253V257ZM183 255V254H182ZM215 255V256H216ZM157 256V259L159 258ZM184 256V255H183ZM212 256V257H211ZM164 257V256H163ZM163 257L161 260H163ZM170 257V256H169ZM182 257V256H181ZM211 257V258H210ZM165 258V257H164ZM168 257H166L167 259ZM154 260H156L155 258H153ZM156 261H160L159 259L156 260ZM149 263V262H148Z\"/></svg>", "mask_w": 264, "mask_h": 264}]
</instances>
